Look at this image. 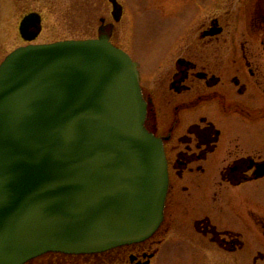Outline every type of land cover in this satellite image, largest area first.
Listing matches in <instances>:
<instances>
[{
  "label": "water",
  "instance_id": "95a60500",
  "mask_svg": "<svg viewBox=\"0 0 264 264\" xmlns=\"http://www.w3.org/2000/svg\"><path fill=\"white\" fill-rule=\"evenodd\" d=\"M109 1L118 23L123 7ZM104 22L97 38L20 47L0 65V264L102 253L163 222L164 147L146 128L137 67ZM41 31L40 14L23 18L27 41Z\"/></svg>",
  "mask_w": 264,
  "mask_h": 264
},
{
  "label": "flooded vegetation",
  "instance_id": "af4514ba",
  "mask_svg": "<svg viewBox=\"0 0 264 264\" xmlns=\"http://www.w3.org/2000/svg\"><path fill=\"white\" fill-rule=\"evenodd\" d=\"M181 1L151 74L132 58L146 128L167 162L161 226L144 242L49 252L26 264H154L161 247L166 264L177 256L184 264H264V0H224L221 11L218 0ZM28 14L14 23L20 44L12 51L39 44L21 35ZM5 26L0 14V52L13 47Z\"/></svg>",
  "mask_w": 264,
  "mask_h": 264
},
{
  "label": "rangeland",
  "instance_id": "374dc122",
  "mask_svg": "<svg viewBox=\"0 0 264 264\" xmlns=\"http://www.w3.org/2000/svg\"><path fill=\"white\" fill-rule=\"evenodd\" d=\"M179 1L182 2L171 0V6L167 8L166 0H118L123 13L120 22L115 23L109 0H2L0 14L6 24L2 28V38H9L8 43L13 47H6L0 52V63L12 52L14 44H20L14 23L23 15L36 12L42 17L43 29L38 39V43L42 44L96 38L101 19H105L107 24H114L112 42L140 63L144 75H149L154 70V67L151 68L154 60L162 58L167 29L180 17L177 14L180 8L175 5ZM223 2L218 0L220 11ZM207 4L209 2H203V6ZM11 23L12 26H9ZM163 252L165 248L161 247L158 263L154 264H166ZM178 257L168 259V263L184 264Z\"/></svg>",
  "mask_w": 264,
  "mask_h": 264
}]
</instances>
